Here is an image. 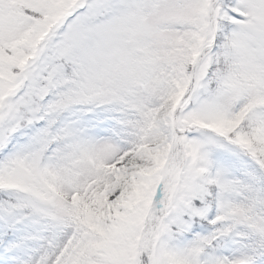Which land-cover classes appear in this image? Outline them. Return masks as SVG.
<instances>
[{
    "label": "snow or ice",
    "instance_id": "6c2138e0",
    "mask_svg": "<svg viewBox=\"0 0 264 264\" xmlns=\"http://www.w3.org/2000/svg\"><path fill=\"white\" fill-rule=\"evenodd\" d=\"M0 264H264V0H0Z\"/></svg>",
    "mask_w": 264,
    "mask_h": 264
}]
</instances>
